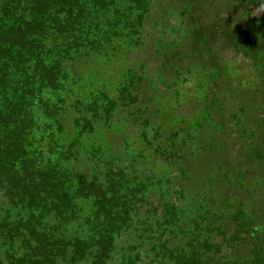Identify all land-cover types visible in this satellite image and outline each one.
Returning <instances> with one entry per match:
<instances>
[{
	"label": "trees",
	"instance_id": "16d2710c",
	"mask_svg": "<svg viewBox=\"0 0 264 264\" xmlns=\"http://www.w3.org/2000/svg\"><path fill=\"white\" fill-rule=\"evenodd\" d=\"M149 3L0 0V261L107 264L111 258L120 236L115 231L135 213L128 212L117 197L116 188L124 181L123 168L97 134L123 106L138 114L144 97L139 86L145 78L129 77L112 94L106 88L92 91L85 99L73 87L79 65L106 54L115 41L136 45L147 41L142 22ZM245 48L250 59L264 69V44L254 41ZM213 96L220 98V92L214 89ZM216 110H222L220 101ZM259 137L264 143V124ZM218 143L212 140L201 147L209 151ZM219 151L223 154L224 148ZM165 157L173 163L182 159L177 148ZM260 157L261 149L254 148L253 158ZM107 166L108 171H103ZM195 179L186 170L180 173L182 182L170 202L166 201L164 215L151 223V216H144L149 229L183 218L182 198L190 196ZM87 199L92 207L78 223L74 207ZM230 199L231 195L223 201L215 199L204 190L189 221H198L204 232L213 233L224 228L220 221L227 213L238 234L237 246H250L246 258L213 255L203 260L201 235L193 233L174 246L164 238L153 259L158 264L166 259L174 264H264V190L257 188L250 206ZM73 221L83 229L79 237L66 238V227ZM4 246L7 251L1 252Z\"/></svg>",
	"mask_w": 264,
	"mask_h": 264
},
{
	"label": "rangeland",
	"instance_id": "374dc122",
	"mask_svg": "<svg viewBox=\"0 0 264 264\" xmlns=\"http://www.w3.org/2000/svg\"><path fill=\"white\" fill-rule=\"evenodd\" d=\"M142 24L145 43L115 41L106 54L92 56L85 65L79 62V80L73 87L85 99L92 91L106 88L112 94L129 77L145 78L139 86L144 102L138 114L123 106L97 134L123 168L124 181L116 188L117 197L128 212L135 213L115 231L120 236L107 264H158L153 254L164 238L174 246L193 233L201 235L203 260L213 255L246 258L250 246H237L238 234L227 213L220 221L224 228L213 233L189 220L204 190L215 199L231 195V203L241 200L248 206L257 188L264 190V143L259 137L264 124V69L250 59L245 48L254 41L264 44V3L151 0ZM214 89L220 98L214 99ZM219 101L220 112L216 110ZM212 140L219 143L203 150L201 145ZM176 148L181 152L179 163L165 157ZM254 148H260L263 157L254 159ZM102 170L108 171V166ZM183 170L196 178L190 196L182 198L183 218L149 229L144 216L150 215L151 223L164 215L166 201L170 202L182 182L178 179ZM89 207L88 199L75 205L78 223ZM68 225L66 238L79 237L81 224ZM5 251L4 246L1 252ZM0 264L14 263L1 259ZM163 264L174 263L166 259Z\"/></svg>",
	"mask_w": 264,
	"mask_h": 264
}]
</instances>
